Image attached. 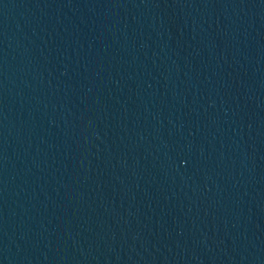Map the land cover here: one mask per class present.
Returning a JSON list of instances; mask_svg holds the SVG:
<instances>
[{"label": "water", "instance_id": "1", "mask_svg": "<svg viewBox=\"0 0 264 264\" xmlns=\"http://www.w3.org/2000/svg\"><path fill=\"white\" fill-rule=\"evenodd\" d=\"M0 264H264V0H0Z\"/></svg>", "mask_w": 264, "mask_h": 264}]
</instances>
